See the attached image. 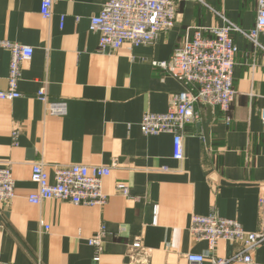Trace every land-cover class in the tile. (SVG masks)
<instances>
[{
	"label": "crops",
	"instance_id": "0c3cea01",
	"mask_svg": "<svg viewBox=\"0 0 264 264\" xmlns=\"http://www.w3.org/2000/svg\"><path fill=\"white\" fill-rule=\"evenodd\" d=\"M42 0H0V40L33 49L22 65L20 97L0 100V167L8 166L14 198L0 204V263L134 264L127 247L140 238L138 264H187L186 254L229 260L241 246L218 241L210 251L189 232L191 217L216 214L246 232L260 226L264 194V35L255 43L258 0H172L174 26L148 45L100 50L89 22L105 0H52L51 17L40 15ZM63 18L62 27L60 20ZM226 22L234 58L235 99L227 114L195 106L200 119L183 128V159H173L172 135L144 136L145 113L167 112L182 84L154 67L166 62L196 28ZM213 35L205 31L204 37ZM10 54L0 49V92L7 89ZM45 90L46 102L38 98ZM60 104L62 114L48 112ZM42 163L50 182L53 168L71 164L110 168L102 179L104 206L60 200L28 202L37 187L31 168ZM129 188L126 196L116 185ZM47 228V229H46ZM103 234L100 254L88 245ZM250 264H264V246Z\"/></svg>",
	"mask_w": 264,
	"mask_h": 264
},
{
	"label": "built area",
	"instance_id": "2783aa9c",
	"mask_svg": "<svg viewBox=\"0 0 264 264\" xmlns=\"http://www.w3.org/2000/svg\"><path fill=\"white\" fill-rule=\"evenodd\" d=\"M203 3V0H194ZM52 0H42L40 15L51 17ZM176 4L172 0H105L98 15L92 16L89 30L98 36L100 50H118L124 44L137 47L152 44L161 32L170 30L175 23ZM63 18L60 20L62 27ZM205 31L213 36L204 37ZM238 31L226 22L222 27L206 30L196 28L191 39L185 38L166 62L153 63L166 75L173 78L184 90L171 98L167 112L163 114L145 113L140 123L144 136L159 134L172 135L173 159H183V128L186 124L200 119L195 106L218 107L227 114L236 92L233 88V67L237 47L231 34ZM258 34L264 35V0H258L255 28L244 34L255 43ZM0 49L10 54L7 76V89L0 92V100H13L20 97L18 83L22 65L29 62L33 49L17 43L0 40ZM38 98L46 102L45 90L38 91ZM50 114H62L60 104H49ZM264 120V111L262 112ZM110 168L88 167L71 164L53 168V182H50L42 163L31 168L30 180L37 187L35 194L28 196V202L39 205L43 200H60L73 205L104 206L107 197L102 193V179L109 176ZM123 196L128 195L125 184L116 185ZM14 198V182L8 166L0 167V204H9ZM260 226L256 232H246L231 219L212 213L208 216H192L189 232L196 241L207 242L212 251L218 241H227L241 246L234 259L245 264L251 263V253L264 246V194L259 198ZM47 229V228H46ZM103 243V234H96L88 240L98 258ZM145 249L140 238H135L127 247L131 262L138 264V255ZM187 264H204L205 256L186 254ZM229 260L211 258L209 264H227ZM5 264V263H0Z\"/></svg>",
	"mask_w": 264,
	"mask_h": 264
}]
</instances>
